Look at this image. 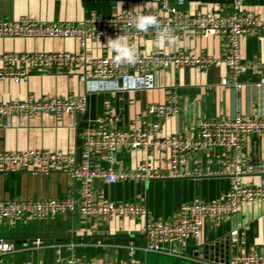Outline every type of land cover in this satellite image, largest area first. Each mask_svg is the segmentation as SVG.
<instances>
[{"label": "crops", "instance_id": "0c3cea01", "mask_svg": "<svg viewBox=\"0 0 264 264\" xmlns=\"http://www.w3.org/2000/svg\"><path fill=\"white\" fill-rule=\"evenodd\" d=\"M164 0H0V20L15 21L22 17L37 22H70L76 24L93 15L110 16L118 12L142 10L157 11ZM173 1V0H170ZM236 0H185L184 8L191 13L221 11L232 8ZM246 11H259L264 2L238 0ZM122 5V8L121 6ZM140 7V8H137ZM116 35L94 36L86 39L85 51L89 56H113L107 47L109 39ZM241 58L255 60L264 55V37L248 35L241 38ZM138 52H196L219 55V37L180 38L172 45L159 47L147 34L136 40ZM74 38H0V52L19 53L48 51H81ZM221 78L227 83L222 84ZM154 87L150 89L96 91L87 95L82 112L75 114L43 113L31 117L7 119L0 129V150H50L79 154L82 135L90 125L125 129L142 127L154 119L146 109L151 103H164L171 96H178V114L161 119V130L166 133H192L203 120L228 118L236 112L253 116L264 115V72H245L233 75L225 66L199 71L193 67L156 69L153 72ZM260 83V87L255 84ZM236 84H241L236 88ZM84 85L73 66L44 70L31 67L28 75L18 80L0 81V102L22 100L28 94L80 95ZM113 113L117 117L109 123L105 117ZM102 119V121H99ZM243 149L247 158L264 157V134L248 133ZM223 150H214L212 163L205 154H191L187 162L179 166L184 175L161 176L145 181L118 180L115 183L96 180L94 198L114 202L138 199L147 208L140 218L86 216L76 208L63 217L42 221L17 219L9 224L0 221V236L13 244V251L5 255L8 262H43L54 260L55 243L71 242L72 253L95 261L119 262L127 258L124 240L132 238L137 246L145 243V225L150 219L174 217L180 206L197 199L210 200L229 186V177L214 174L218 163L215 158ZM165 153L147 150L128 152L118 148L111 163L116 172L134 170L147 161L151 168L166 174L168 164ZM103 166L106 163L101 162ZM251 179L259 181L260 177ZM79 183L70 180L62 171L49 174L31 173L26 168L17 172L0 174V197L3 198H78ZM237 228L238 241L229 240V232ZM122 232V233H119ZM130 242V241H129ZM264 245V202L243 204L240 212L226 220H205L200 237L188 238L172 245L173 250L190 257L136 251V259L146 264H215L248 250L251 246ZM70 250L64 248L63 254Z\"/></svg>", "mask_w": 264, "mask_h": 264}, {"label": "built area", "instance_id": "2783aa9c", "mask_svg": "<svg viewBox=\"0 0 264 264\" xmlns=\"http://www.w3.org/2000/svg\"><path fill=\"white\" fill-rule=\"evenodd\" d=\"M185 0H164L157 11H123L110 16L93 15L79 23L37 22L28 17L15 21L0 20V38H74L83 50L19 53L0 52V81L18 80L28 75L31 67L50 70L73 66L84 85L80 95L28 94L22 100L0 102V129L12 116L31 117L37 114H75L82 112L87 104V95L96 91L150 89L154 87L153 72L156 69L193 67L205 71L211 67L225 66L233 75L245 72H264V55L252 60L241 58V38L253 35L264 37V6L259 11H246L236 0L229 10L191 13L184 8ZM156 14L160 29H167L170 36L180 38H207L217 36L222 48L219 55L196 52H138L136 40L149 34L157 41L158 29L150 28L147 33L135 27V17L140 14ZM124 35L134 45L139 57L134 65L116 64L113 56H89L85 51L86 39L94 36ZM226 84V78H221ZM241 84H236L239 88ZM258 88L260 83H256ZM178 96H171L164 103H151L146 111L154 117L142 127L125 129L88 126L82 135L81 150L75 153L50 150H0V174L17 172L26 168L29 172L49 174L62 171L79 183L78 198H3L0 197V221L9 224L17 219L42 221L47 218L63 217L78 208L86 216L140 218L147 212L146 205L138 200L114 202L94 198L96 180L115 183L118 180H148L161 176L184 175L179 166L191 154H205L212 163L214 150L224 154L215 161L217 168L212 173L229 177V186L215 198L197 199L182 204L178 213L168 219H150L145 225V243L137 246L128 242L125 247L127 258L123 261H95L78 257L72 253L71 242L55 243L54 260L50 264H146L136 259V251L162 253L189 259L175 250L172 245L188 238L200 237L205 220H226L237 215L243 204L264 202V157L249 159L243 149L244 137L248 133L264 134V115L253 116L234 113L228 118L203 120L192 133H166L161 130V119L178 114ZM105 119L114 123L117 117L109 113ZM102 121V119H99ZM118 148L128 152L147 150L165 153L168 164L166 174L151 168L147 161L134 170L116 172L111 163ZM101 162L107 164L103 166ZM260 177L259 181L251 179ZM237 228L229 232V240L238 241ZM70 250L63 254V250ZM13 251V244L0 236V264H45L43 262H8L5 255ZM215 264H264V245L251 246L248 250Z\"/></svg>", "mask_w": 264, "mask_h": 264}, {"label": "clouds", "instance_id": "9594fccd", "mask_svg": "<svg viewBox=\"0 0 264 264\" xmlns=\"http://www.w3.org/2000/svg\"><path fill=\"white\" fill-rule=\"evenodd\" d=\"M120 6L122 8V5ZM134 22L135 27L144 33H147L150 28L158 29L156 43L159 47L176 43L175 37L170 36L167 29H160V21L156 14H140L135 17ZM107 47L110 54H114L113 60L118 65H134L139 59L135 46L130 45L127 37L124 35H119L115 39H109Z\"/></svg>", "mask_w": 264, "mask_h": 264}, {"label": "water", "instance_id": "95a60500", "mask_svg": "<svg viewBox=\"0 0 264 264\" xmlns=\"http://www.w3.org/2000/svg\"><path fill=\"white\" fill-rule=\"evenodd\" d=\"M122 233V232H119ZM128 240H124V242L128 243L129 241H132V238H127Z\"/></svg>", "mask_w": 264, "mask_h": 264}, {"label": "trees", "instance_id": "16d2710c", "mask_svg": "<svg viewBox=\"0 0 264 264\" xmlns=\"http://www.w3.org/2000/svg\"><path fill=\"white\" fill-rule=\"evenodd\" d=\"M261 2H264V0H260Z\"/></svg>", "mask_w": 264, "mask_h": 264}]
</instances>
